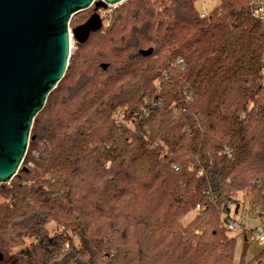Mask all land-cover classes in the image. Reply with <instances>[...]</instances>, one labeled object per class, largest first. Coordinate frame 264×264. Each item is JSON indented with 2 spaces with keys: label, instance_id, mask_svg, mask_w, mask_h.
Listing matches in <instances>:
<instances>
[{
  "label": "trees",
  "instance_id": "16d2710c",
  "mask_svg": "<svg viewBox=\"0 0 264 264\" xmlns=\"http://www.w3.org/2000/svg\"><path fill=\"white\" fill-rule=\"evenodd\" d=\"M195 2H125L79 44L0 186V264H244L227 222L264 210V0Z\"/></svg>",
  "mask_w": 264,
  "mask_h": 264
},
{
  "label": "water",
  "instance_id": "95a60500",
  "mask_svg": "<svg viewBox=\"0 0 264 264\" xmlns=\"http://www.w3.org/2000/svg\"><path fill=\"white\" fill-rule=\"evenodd\" d=\"M123 1L0 0V186L20 170L35 117L66 74L72 35L84 44L104 25L99 10ZM92 5L95 12L71 29L72 17Z\"/></svg>",
  "mask_w": 264,
  "mask_h": 264
},
{
  "label": "rangeland",
  "instance_id": "374dc122",
  "mask_svg": "<svg viewBox=\"0 0 264 264\" xmlns=\"http://www.w3.org/2000/svg\"><path fill=\"white\" fill-rule=\"evenodd\" d=\"M128 1L136 2L137 0H125L120 4L112 5L109 6L107 9L99 10L104 21L103 27L110 24L111 15L114 14L115 10L118 7H120L123 3ZM219 4H220V0H196L195 2L196 8L201 12L203 11L210 12L213 8H215ZM94 12H95L94 5H92L86 10L77 12L71 19L70 28L73 29L74 27L84 23ZM79 44L80 43H78L77 40L72 35L71 56L78 52L79 54H82L84 52L79 47ZM90 48L91 47H88L87 50H89ZM263 74H264V70H263ZM11 181L9 183H11ZM9 183H5V184H9ZM243 194L244 192L242 191L236 192V197L238 199H242ZM198 212L199 210L195 208L190 209V211L182 218V222L184 223V225L188 226L189 221L192 220L198 214ZM231 216L240 224L245 222L244 227L240 226L237 229L229 230L227 232L228 235L235 238L234 260L236 263L242 262L244 264H253L264 253V244H261L255 239L256 230H258V228L260 227L264 228V220H262L258 216L253 215L252 213H249L247 210H242V207H239V209H237L236 205H233L231 208Z\"/></svg>",
  "mask_w": 264,
  "mask_h": 264
},
{
  "label": "built area",
  "instance_id": "2783aa9c",
  "mask_svg": "<svg viewBox=\"0 0 264 264\" xmlns=\"http://www.w3.org/2000/svg\"><path fill=\"white\" fill-rule=\"evenodd\" d=\"M207 15H208V13L204 12V11L201 14L202 17H205ZM256 15H259V11H256ZM182 62H183V60L180 59L179 63H182ZM182 68H184V66ZM142 111H143L144 114H147V112H146V110L144 108L142 109ZM199 209H200V207H197V210H199ZM249 213H251V212H249ZM252 214L255 215V216H258L262 220H264V210L262 209V205L261 204H257L255 206V210L252 212ZM244 225H245V222L240 224L233 217H230V219L227 222V227H228L229 230L237 229L240 226L244 227ZM255 239L258 242H260L261 244H264V228L260 227V228H258V230H256Z\"/></svg>",
  "mask_w": 264,
  "mask_h": 264
}]
</instances>
